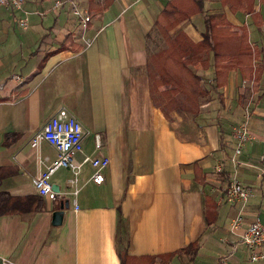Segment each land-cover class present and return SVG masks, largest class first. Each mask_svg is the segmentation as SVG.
<instances>
[{
    "label": "crops",
    "instance_id": "0c3cea01",
    "mask_svg": "<svg viewBox=\"0 0 264 264\" xmlns=\"http://www.w3.org/2000/svg\"><path fill=\"white\" fill-rule=\"evenodd\" d=\"M95 1L101 5L95 12L89 11L88 0L82 5L90 21L78 31L70 3L53 9V0H26L22 15L0 7V191L36 197L39 203L33 180L56 150L46 141L33 147L32 137L61 107L84 130L83 151L75 157L82 163L77 193L69 185L71 170L59 168L50 177L54 199L42 197L37 210L36 202L27 200L25 211L0 213V264H121L122 234L134 257L198 244L194 255L182 251L152 264H264V259L249 260L243 245L232 252L248 224L264 219V0L250 2L252 13L238 7L233 12L230 0H202L204 12L177 25V32L197 42L205 14L223 16L232 30L247 29L260 68L256 89L251 87L244 99L249 111L242 110L239 119L227 113L239 100V80L246 81L235 71L219 98L225 120L218 121L213 100L206 101L197 115L187 114L189 119L176 113L177 130L172 113L167 118L152 102L148 66L159 30L155 20L170 0ZM23 15L27 28L17 23ZM68 37L74 46L65 43ZM200 70L212 78L211 67ZM234 121H246L250 131L238 156L233 152ZM7 134L14 137L4 144ZM97 135L100 149L95 148ZM93 155L110 159L101 184L92 182L93 171L83 163ZM194 162L205 175L203 184L195 180ZM111 164L114 171L108 170ZM232 180L250 190L245 201L225 196ZM207 197L216 207L209 225ZM56 211L62 213L58 226L52 224ZM238 214L242 223L230 231Z\"/></svg>",
    "mask_w": 264,
    "mask_h": 264
},
{
    "label": "trees",
    "instance_id": "16d2710c",
    "mask_svg": "<svg viewBox=\"0 0 264 264\" xmlns=\"http://www.w3.org/2000/svg\"><path fill=\"white\" fill-rule=\"evenodd\" d=\"M233 12L237 7L243 13H252V0H230ZM226 0H222L225 4ZM247 3L246 6L241 5ZM89 11H98L101 6L95 0H88ZM204 12L202 0H170L157 15L155 23L162 30L165 46L150 57L152 74V91L150 92L154 106L160 108L162 113L170 118L171 113H186L197 115L204 98L217 93L220 98L221 89L228 84L232 72H239L241 78L252 83L255 90L260 75V68L255 64L259 52L253 48L248 40L246 28H241L242 34L232 30L228 21L217 14H205V29L200 41L194 42L184 31L171 34L178 24L190 19L196 13ZM255 15V13H254ZM70 42V37L65 43ZM72 46L75 44L71 41ZM212 68L211 87L203 84V76L197 69L206 70ZM14 134H7L4 144L12 140ZM195 180L199 184L205 182V175L194 162ZM3 168L0 167V180L3 176ZM12 197L6 192L0 191V213H9L13 210L25 211L27 200L36 202L34 210L41 208V198ZM216 207L212 200L206 198V220L208 225L212 222L208 217L215 213ZM126 234L120 236V248L118 255L121 264H152L157 259H171L182 251L194 253L198 247L196 242L187 244L181 250L159 256H130L126 250Z\"/></svg>",
    "mask_w": 264,
    "mask_h": 264
},
{
    "label": "built area",
    "instance_id": "2783aa9c",
    "mask_svg": "<svg viewBox=\"0 0 264 264\" xmlns=\"http://www.w3.org/2000/svg\"><path fill=\"white\" fill-rule=\"evenodd\" d=\"M26 0H0V7L11 12L25 13L24 4ZM70 3L72 13L77 17L79 24L86 27L90 21L87 10H80L73 1L53 0L52 8L56 9ZM17 23L21 28H27L28 22L25 15L17 18ZM20 80L19 76L14 77ZM234 156L242 153L244 145L250 138V131L246 121L234 128L233 133ZM84 130L80 121L66 108H59L37 131L31 139V145L37 147L41 141H46L56 150V157L41 171L33 180L36 193L45 199H54L57 192L52 184L50 177L59 168L71 170L72 177L69 185L75 188L81 164L76 163L75 157L83 151ZM101 140L97 135L95 138V148L100 149ZM83 163H87L92 169L91 180L95 184H101L105 180L104 170L109 166L110 159L106 155L86 156ZM250 190L237 180H232L225 189V196L229 200L245 201L250 196ZM242 216L238 214L230 223V231L238 229L242 223ZM243 245L248 252L249 260L258 261L264 259V219L254 218L246 227L239 240L232 246V252L238 245Z\"/></svg>",
    "mask_w": 264,
    "mask_h": 264
},
{
    "label": "rangeland",
    "instance_id": "374dc122",
    "mask_svg": "<svg viewBox=\"0 0 264 264\" xmlns=\"http://www.w3.org/2000/svg\"><path fill=\"white\" fill-rule=\"evenodd\" d=\"M78 1H79L78 3H76V2H74V3L76 4V6L80 10H82L83 9L82 5H84L86 3V0H78ZM16 16H18V14H16ZM70 17L73 20V23L75 24L74 27H76V29L78 28L77 31L79 29H81V25L79 23H77L78 22L77 17L72 12L70 13ZM76 24H77V26H76ZM15 28H16V31H15L16 35L20 34V32H21L20 27H18V25H15ZM176 32H177V29H175L172 32L170 31L171 34H176ZM236 32L239 35L242 34V30H240V29H239V31L237 30ZM153 41H154V43L151 45V50L149 49L152 52V54L156 53L158 50H160L161 48H163L165 46V40H164L163 33H162V30L160 29V27H159V30L156 31V38H154ZM148 66H150V68H151L150 62L148 63ZM197 72H198V69H197ZM203 79H204L203 80V84L207 88H210L211 87V79H209V77H207V76H204ZM251 85H252V83L250 81H241V80H239V82H238V96H239V100L236 101V105H233V106L230 105V109H229L228 112L225 111V107H222L221 102L219 101V96L214 91H211V94L209 96H207L206 99L204 98V101L202 102V104L204 102H206V101L213 100L212 103H211V111L218 115L217 116L218 121L222 120V119H223V121L225 120L224 119L225 112H227V113H229V115L235 116V118L239 119L238 116L240 115V112L242 110L244 112H246L247 110L249 111V108L247 107V105L244 104V99L246 98V96L250 92ZM221 96H222V92L220 93V97ZM175 114L176 113H172L171 114L172 117L170 119H171V122H174V123H172V127L177 130V129H179L178 123H177L178 118H177V116ZM185 114H177V115H181V117L182 116H186V117L183 118V120L191 118L187 114L186 115ZM186 122H188V120ZM236 122L237 121H234L232 123V126H233L232 133H234V128L236 126H238L236 124ZM201 126L203 127V125H201ZM114 166H115L114 164H111V166L109 167L108 170H111V171L113 170L114 171Z\"/></svg>",
    "mask_w": 264,
    "mask_h": 264
},
{
    "label": "water",
    "instance_id": "95a60500",
    "mask_svg": "<svg viewBox=\"0 0 264 264\" xmlns=\"http://www.w3.org/2000/svg\"><path fill=\"white\" fill-rule=\"evenodd\" d=\"M62 223V213L60 211H56L52 215V224L58 226Z\"/></svg>",
    "mask_w": 264,
    "mask_h": 264
}]
</instances>
